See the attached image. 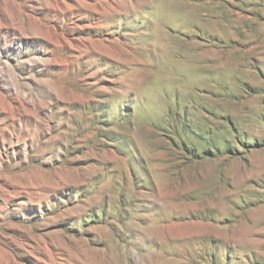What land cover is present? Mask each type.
I'll list each match as a JSON object with an SVG mask.
<instances>
[{"label":"rangeland","instance_id":"374dc122","mask_svg":"<svg viewBox=\"0 0 264 264\" xmlns=\"http://www.w3.org/2000/svg\"><path fill=\"white\" fill-rule=\"evenodd\" d=\"M0 264H264V0H0Z\"/></svg>","mask_w":264,"mask_h":264}]
</instances>
